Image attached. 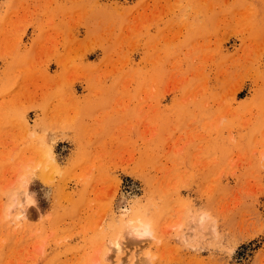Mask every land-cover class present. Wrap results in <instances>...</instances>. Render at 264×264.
I'll return each mask as SVG.
<instances>
[{"label":"rangeland","instance_id":"rangeland-1","mask_svg":"<svg viewBox=\"0 0 264 264\" xmlns=\"http://www.w3.org/2000/svg\"><path fill=\"white\" fill-rule=\"evenodd\" d=\"M0 264H264V0H0Z\"/></svg>","mask_w":264,"mask_h":264},{"label":"bare ground","instance_id":"bare-ground-1","mask_svg":"<svg viewBox=\"0 0 264 264\" xmlns=\"http://www.w3.org/2000/svg\"><path fill=\"white\" fill-rule=\"evenodd\" d=\"M44 168L47 169L48 165L45 164ZM22 200V199H21ZM20 208H19V213L18 215L22 218H25V205L23 203H20ZM21 218V219H22ZM127 233L131 234L134 238L140 239L146 235L149 234V229H148V225L142 221L139 220H131L130 222H128L127 224ZM116 250L117 252H119V254L122 253V248L119 242L116 243Z\"/></svg>","mask_w":264,"mask_h":264}]
</instances>
